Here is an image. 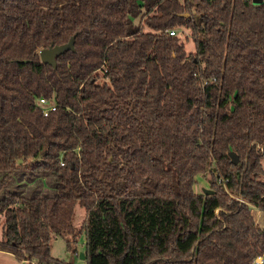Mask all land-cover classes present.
Wrapping results in <instances>:
<instances>
[{"label": "trees", "instance_id": "1", "mask_svg": "<svg viewBox=\"0 0 264 264\" xmlns=\"http://www.w3.org/2000/svg\"><path fill=\"white\" fill-rule=\"evenodd\" d=\"M263 159L264 0H0V192L53 183L0 195V250L61 264L52 239L84 231L86 264H253Z\"/></svg>", "mask_w": 264, "mask_h": 264}, {"label": "rangeland", "instance_id": "2", "mask_svg": "<svg viewBox=\"0 0 264 264\" xmlns=\"http://www.w3.org/2000/svg\"><path fill=\"white\" fill-rule=\"evenodd\" d=\"M180 36L185 40L186 49L188 51H194L196 49L195 42L191 38L190 32L187 28L180 30ZM264 165V159H263ZM20 174L16 180L11 182L8 187L0 192L3 195L5 191H16L22 193H37L42 194L49 192L52 189L53 183L52 178L41 174ZM209 174L198 175L195 189L197 192H202L203 188H209ZM256 217L260 214L259 211H255ZM86 218V209L81 205H77L73 216V225L78 229H82L83 222ZM3 224L4 217L0 216V240L3 239ZM71 238V237H70ZM74 248L69 249L67 247V239L65 236L57 235L52 239L51 242V253L54 259L59 261L61 264H86L84 258L81 257V253L85 249V233L80 231L76 242L73 244ZM75 249V250H74ZM0 264H28L24 260H20L14 254L8 251L0 250ZM57 264V263H52Z\"/></svg>", "mask_w": 264, "mask_h": 264}, {"label": "water", "instance_id": "3", "mask_svg": "<svg viewBox=\"0 0 264 264\" xmlns=\"http://www.w3.org/2000/svg\"><path fill=\"white\" fill-rule=\"evenodd\" d=\"M261 0H254V2H260ZM188 15V13L186 14ZM75 49V36H72L70 40L63 44H57V45H50L49 47H44L40 50V56L43 62L49 63L53 65L54 67L57 66V57L68 50H74ZM232 162L237 164L239 163V155L235 152L230 153ZM203 191L205 193L213 192L209 188H203ZM260 221L262 224V227H264V212L261 214ZM81 257L85 259V253H81Z\"/></svg>", "mask_w": 264, "mask_h": 264}, {"label": "built area", "instance_id": "4", "mask_svg": "<svg viewBox=\"0 0 264 264\" xmlns=\"http://www.w3.org/2000/svg\"><path fill=\"white\" fill-rule=\"evenodd\" d=\"M184 28H172V29H170L169 30V33L171 34V35H180V30H183ZM39 103L43 106V112H44V115H48L49 114V112L51 111V110H54L55 108H56V104H52L50 101H48L47 99H45V98H43V97H41L40 99H39ZM61 164L63 165L64 164V162H61ZM220 181L223 183H225V180H224V178H220ZM239 198V200H241L242 202H246L243 198H241V197H238ZM253 211L255 212V211H257L256 209H254L253 208ZM259 211V210H258ZM216 213H218V211H216ZM259 215H258V217H256V215H255V217H256V219H257V221L259 222V224L261 225V227H262V224H261V221H260V217H261V214L263 213V212H261V211H259ZM253 264H264V252L262 253V254H259L256 258H255V260H254V263Z\"/></svg>", "mask_w": 264, "mask_h": 264}]
</instances>
